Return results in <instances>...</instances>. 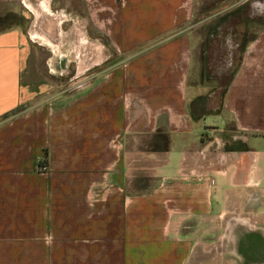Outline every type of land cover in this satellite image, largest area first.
Returning a JSON list of instances; mask_svg holds the SVG:
<instances>
[{
  "label": "crops",
  "instance_id": "obj_1",
  "mask_svg": "<svg viewBox=\"0 0 264 264\" xmlns=\"http://www.w3.org/2000/svg\"><path fill=\"white\" fill-rule=\"evenodd\" d=\"M84 1L121 57L49 100L31 36L0 30V264H264V24L240 50L225 31L237 56L209 107L194 0Z\"/></svg>",
  "mask_w": 264,
  "mask_h": 264
},
{
  "label": "rangeland",
  "instance_id": "obj_2",
  "mask_svg": "<svg viewBox=\"0 0 264 264\" xmlns=\"http://www.w3.org/2000/svg\"><path fill=\"white\" fill-rule=\"evenodd\" d=\"M28 1L34 7L37 6V0ZM44 1L48 12L41 11L35 15L23 5L22 0H0V18H3L0 26L18 24L30 37L29 31L34 25L38 33L42 32L54 42L49 44L46 40L32 37V40H28L30 87L37 98L49 100L50 97L65 94L67 90L83 85L101 70L115 64L121 56L111 48L102 26L95 22L92 9L84 0ZM241 1L194 0L193 3L189 29L202 35L200 45L205 40L210 43V39H213L207 54H204L208 60H203L206 74L217 78L213 81L203 76V82H208L203 83L206 86L203 85L202 89L208 91L219 82L214 93L207 98L209 107L215 106L219 100L221 83L225 81L226 73L237 56L236 52L227 53L232 40L226 37L228 29L223 22L218 23L217 20ZM209 31H213V34L208 35ZM200 58L198 55L192 79L198 77Z\"/></svg>",
  "mask_w": 264,
  "mask_h": 264
},
{
  "label": "trees",
  "instance_id": "obj_3",
  "mask_svg": "<svg viewBox=\"0 0 264 264\" xmlns=\"http://www.w3.org/2000/svg\"><path fill=\"white\" fill-rule=\"evenodd\" d=\"M244 5H245L244 2H241V3L237 4L235 7L231 8L228 11H226L223 15H220L219 16V19L217 20L218 23L220 21H222L224 27H226L227 29L228 28L233 29L234 31L232 30L233 31L232 33L235 34L236 36H238V34H241V36H240L239 50H240L243 42L246 39L243 34H245L246 29L249 26V24L250 25L251 24L252 25L253 24H259V23L260 24H264V23H261L258 18H256V19L255 18L249 19L247 17L246 10L244 9ZM261 17H264V16H261ZM2 20H3V18H0V25H1ZM248 22H251V23H248ZM9 26L10 25H7L5 27L0 26V30L1 29H4V28H7ZM239 26L244 30V32L242 30V32L236 33L237 32L236 30L239 29ZM203 60H205V57L203 58ZM232 70H233L232 68L229 69V71L227 73V78H229V76L231 75ZM201 99H203V97H200V98L199 97H196V99L191 103L192 106L194 105V110L191 111V116L194 119L198 117V114L196 112L199 109V105L197 104V102H200ZM242 148H244V147H242Z\"/></svg>",
  "mask_w": 264,
  "mask_h": 264
},
{
  "label": "bare ground",
  "instance_id": "obj_4",
  "mask_svg": "<svg viewBox=\"0 0 264 264\" xmlns=\"http://www.w3.org/2000/svg\"><path fill=\"white\" fill-rule=\"evenodd\" d=\"M27 4L26 6L35 14L37 15L38 12H41V11H47L48 12V7H47V3L46 1L44 0H37V6H33L31 4L30 1L28 0H24ZM61 31V30H60ZM29 35L31 37H34V38H37V39H41V40H46L49 44H53L54 42H51L48 37L43 34L42 32L41 33H38L35 29H34V25L31 27L30 31H29ZM74 35H77L76 33ZM77 39V38H76Z\"/></svg>",
  "mask_w": 264,
  "mask_h": 264
},
{
  "label": "built area",
  "instance_id": "obj_5",
  "mask_svg": "<svg viewBox=\"0 0 264 264\" xmlns=\"http://www.w3.org/2000/svg\"><path fill=\"white\" fill-rule=\"evenodd\" d=\"M37 168H38L39 171H42L43 172V171H46L47 170V165H46V163L44 161H40L38 163Z\"/></svg>",
  "mask_w": 264,
  "mask_h": 264
}]
</instances>
